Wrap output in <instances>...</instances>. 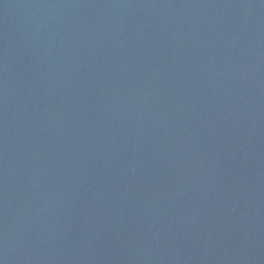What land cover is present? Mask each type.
Returning a JSON list of instances; mask_svg holds the SVG:
<instances>
[{"label":"water","instance_id":"obj_1","mask_svg":"<svg viewBox=\"0 0 264 264\" xmlns=\"http://www.w3.org/2000/svg\"><path fill=\"white\" fill-rule=\"evenodd\" d=\"M0 264H264V0H0Z\"/></svg>","mask_w":264,"mask_h":264}]
</instances>
